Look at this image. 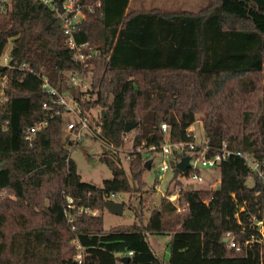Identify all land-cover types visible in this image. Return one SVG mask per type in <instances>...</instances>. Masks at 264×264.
<instances>
[{"label": "trees", "instance_id": "trees-1", "mask_svg": "<svg viewBox=\"0 0 264 264\" xmlns=\"http://www.w3.org/2000/svg\"><path fill=\"white\" fill-rule=\"evenodd\" d=\"M99 1L74 31L77 42L99 49L84 67L71 57L59 19L45 4L0 0V54L8 47L10 63L33 69L0 67V264H77L75 241L82 264H264L256 224L264 226V181L240 155L251 156L264 174V0H207L194 11ZM71 72L89 73L86 90L68 84ZM40 74L58 92L69 91L83 114L98 110L90 126L100 127L95 136L112 149L99 157L111 171L101 185L78 174L68 146L80 141L62 132L67 112L51 116L42 106L52 96ZM196 114L206 155L223 144L230 151L217 166L219 182L186 188L174 165L164 190L180 189L179 210L161 196L146 222L134 210L138 223L105 229L108 196L146 184L143 173L166 136L161 123L170 141H194L187 128ZM39 120L47 123L28 142L26 129ZM127 122L136 123L129 132ZM132 132L127 172L119 149ZM68 198L75 207H67ZM146 201L139 196L141 207ZM149 234L169 237L167 261Z\"/></svg>", "mask_w": 264, "mask_h": 264}, {"label": "built area", "instance_id": "built-area-1", "mask_svg": "<svg viewBox=\"0 0 264 264\" xmlns=\"http://www.w3.org/2000/svg\"><path fill=\"white\" fill-rule=\"evenodd\" d=\"M43 4H45L52 12L57 15L59 19V23L61 26V29L64 34V44L72 50L71 57L80 63L84 67H88L89 61L99 53V49L93 47L89 42L83 41V42H77L74 37V31L77 28V25L81 20H83L88 12H91L94 9V5H99L100 1L96 0L94 5H85L80 0H39ZM9 54H8V47L0 54V67H6V68H15L18 67L20 69L28 70L29 72H32L33 69L28 67L26 64L22 63L20 65L13 64L9 62ZM89 73H87L88 75ZM84 73H76L71 72L68 73V84H70L73 88L78 90L79 92L82 90H86L88 86V82L86 80V76ZM40 78L42 80V87L44 90L52 96L50 102H43L42 106L44 108H47L49 110H52L51 116L53 114H60L64 112L71 113L74 116L73 120H67L64 123V132L65 135H68L72 140L75 142L81 141L82 134L87 131L89 133H92L94 135H97L100 132V127L98 125H94L93 127L90 126V122L94 123V117H92L89 112L86 114H83L82 108L76 98L69 92H58L54 87H52L48 81L47 78L44 75L40 74ZM4 79V78H3ZM2 93V90H0V94ZM98 112V110H97ZM47 123V120H39L35 121L27 127L26 134H25V140L30 142L32 138L35 136L36 132L40 130L42 127H44ZM161 129L166 133L165 139L163 144L159 147V151L157 153V157L154 161L153 168L156 171V177L157 181L162 179L163 173L172 170L173 166L176 165V163L181 160L182 157L188 155L190 157L189 165L188 167L179 174L180 177H183L185 180H191V181H203V170L205 168L212 169L219 165V163L226 158L230 151L223 147L211 154L210 156L206 155V151L209 149V147L206 144H201L199 142L194 141H170L168 139V126L165 122L161 123ZM193 128L189 126L187 128L188 134H192ZM193 136V134H192ZM196 145H202L200 150L193 151L194 147ZM185 148H190V152H188L186 155L183 154L185 151ZM155 149L154 145H151L148 147L147 151ZM137 151H140L141 148L137 147ZM148 153V152H147ZM240 154V153H239ZM242 155L249 168L257 172L259 176L263 178L264 181V174L261 172L259 165L257 162L254 161V159L247 155V154H240ZM129 159V156L126 158ZM159 182V181H158ZM184 183V182H183ZM158 184V183H157ZM156 184V185H157ZM155 185L156 189L157 186ZM185 185V184H184ZM186 187V186H185ZM179 188L176 187L175 189L170 190L169 192H166L163 190L161 193V196H164L167 200L172 202L176 210L180 209V205L178 202L179 198ZM125 193H111L107 201H124ZM68 208H73L75 205L72 203L71 198H68ZM263 209H264V199H263ZM79 211H89L87 208L80 207ZM92 214H96L97 210L89 211ZM67 213V211H66ZM72 218H69V221H71ZM258 230L260 232V235L262 239H264V226L262 225L261 221H258L257 223ZM75 250L73 252V259L77 262V264H82V252L80 245L75 241ZM230 246H236V242L233 239H230L229 242ZM132 251H129L128 254H131Z\"/></svg>", "mask_w": 264, "mask_h": 264}, {"label": "rangeland", "instance_id": "rangeland-1", "mask_svg": "<svg viewBox=\"0 0 264 264\" xmlns=\"http://www.w3.org/2000/svg\"><path fill=\"white\" fill-rule=\"evenodd\" d=\"M6 1V0H5ZM202 5L196 4L194 0H131L129 3V8H160L162 10H171V11H180V10H197ZM87 82H89V75L86 76ZM97 114V110L91 112V116ZM74 116L71 113H65L63 116V122L65 123L67 120H73ZM191 128H193L192 134L195 142H201L203 140V127L201 121V115L196 114V120L191 124ZM62 132H64V127H62ZM132 133H128L124 136L123 146L120 150V157L122 161V166L128 172V160L125 158L128 149L131 145ZM69 156L74 160L76 164V170L78 174L81 176V179L87 182H90L95 185H101L104 179L111 178V171L107 167V165L99 160V157L103 153H111L112 149L104 143L102 140L98 139L92 133L85 131L82 134V138L80 143L76 146L71 147L68 146ZM210 169V168H209ZM209 169L205 168L203 170V181H191L185 180L183 177H180L184 182L186 188H209L211 184L214 182V178L209 179V176L213 174L215 177L219 176L218 167ZM156 171L153 167L147 169L144 173V179L146 184L140 187L138 190H132V192H126L124 196V208L122 214H114L108 211L106 208L101 211L103 217V226L105 229L113 225L118 224H131L133 222L138 223V218L134 215V210H141L142 212V220L146 222L150 208L158 205L161 193L165 185L167 184V180L171 177L172 171L169 170L162 175V179L157 181V188L152 185L156 177ZM172 182L170 183V187L172 186ZM245 183L248 186L253 184L252 177H248L245 180ZM212 187V186H211ZM142 196L147 201L145 202L144 207H141L139 204V196ZM144 203V202H143ZM99 211H97L98 213ZM142 220H140L142 222ZM168 239L167 235H148V241L151 244V247L154 251L167 261L168 258Z\"/></svg>", "mask_w": 264, "mask_h": 264}, {"label": "water", "instance_id": "water-1", "mask_svg": "<svg viewBox=\"0 0 264 264\" xmlns=\"http://www.w3.org/2000/svg\"><path fill=\"white\" fill-rule=\"evenodd\" d=\"M135 125H136L135 122H127L125 125V131L129 132ZM189 160H190V157L188 155L182 157L181 160H179L176 163V165H175L176 168L178 170H180L181 172H183L188 167ZM0 165H1V163H0ZM104 207L108 211H110L111 213L122 214L123 208H124V203L121 201H110V200H108L104 203ZM224 241H227V238H225ZM126 259H127V257L122 258V260H126Z\"/></svg>", "mask_w": 264, "mask_h": 264}, {"label": "crops", "instance_id": "crops-1", "mask_svg": "<svg viewBox=\"0 0 264 264\" xmlns=\"http://www.w3.org/2000/svg\"><path fill=\"white\" fill-rule=\"evenodd\" d=\"M130 1L131 0H129V3H130ZM193 1V0H192ZM194 2L196 3V4H199L200 3V5H202L203 4V6L204 5H206V2H207V0H194ZM202 6V7H203ZM211 169H209V171H210ZM211 172H213L212 170H211ZM213 179L214 178V182H213V184H211L210 185V187L211 186H214L215 184H217L218 182H219V176L218 177H215L213 174H211L210 176H209V179Z\"/></svg>", "mask_w": 264, "mask_h": 264}]
</instances>
